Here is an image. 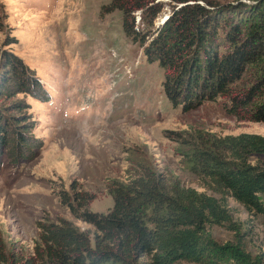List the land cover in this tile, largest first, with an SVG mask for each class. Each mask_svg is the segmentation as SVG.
Returning <instances> with one entry per match:
<instances>
[{"label": "trees", "instance_id": "1", "mask_svg": "<svg viewBox=\"0 0 264 264\" xmlns=\"http://www.w3.org/2000/svg\"><path fill=\"white\" fill-rule=\"evenodd\" d=\"M203 1L167 0L171 10L160 25L154 21L161 0H110L101 14L121 11L125 36L163 69V92L174 106L186 112L220 98L237 120L264 123V0ZM11 42L6 38L0 48V148L14 161L35 145L25 136L30 124L17 128L13 112L22 108L13 97L43 86L21 57L4 48ZM180 139L187 169L219 199L183 186L170 172L140 165L132 179L108 182L113 203L103 213L89 208L96 193L71 182L69 190H58L59 201L93 229L61 216L38 220L32 251L24 256L8 250L0 231V264H264L240 238L221 244L206 233L208 225L236 229L227 196L250 212H264V167L248 160L264 155V135L194 129Z\"/></svg>", "mask_w": 264, "mask_h": 264}, {"label": "rangeland", "instance_id": "2", "mask_svg": "<svg viewBox=\"0 0 264 264\" xmlns=\"http://www.w3.org/2000/svg\"><path fill=\"white\" fill-rule=\"evenodd\" d=\"M161 1L165 4L154 25L171 10L167 0ZM109 2L0 0V48L6 38L13 41L4 48L21 57L43 86L13 97L22 108L13 112L20 121L17 128L31 126L25 136L35 145L32 151L13 161L0 148V231L13 253H31L38 220L61 216L81 229H93L59 201L58 190H69L71 182L96 193L89 208L103 213L113 203L108 182L132 179L140 165L170 172L183 186L219 199L187 169L180 137L194 129L264 135V123L237 120L220 98L186 112L174 106L163 92V69L148 62L140 43L125 36L121 11L101 14ZM135 17L137 21L139 11ZM248 160L264 167V155ZM226 202L236 229L208 225L206 233L221 244L238 237L264 261V212H250L230 196Z\"/></svg>", "mask_w": 264, "mask_h": 264}, {"label": "water", "instance_id": "3", "mask_svg": "<svg viewBox=\"0 0 264 264\" xmlns=\"http://www.w3.org/2000/svg\"><path fill=\"white\" fill-rule=\"evenodd\" d=\"M168 16H169V14H168V15H166L162 21H164L165 19H167V18H168Z\"/></svg>", "mask_w": 264, "mask_h": 264}]
</instances>
